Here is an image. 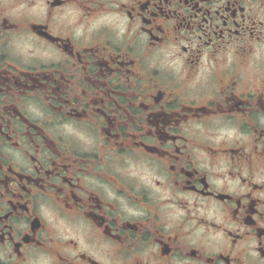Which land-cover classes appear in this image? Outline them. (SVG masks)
<instances>
[{"label":"flooded vegetation","instance_id":"flooded-vegetation-1","mask_svg":"<svg viewBox=\"0 0 264 264\" xmlns=\"http://www.w3.org/2000/svg\"><path fill=\"white\" fill-rule=\"evenodd\" d=\"M0 264H264V0H0Z\"/></svg>","mask_w":264,"mask_h":264}]
</instances>
